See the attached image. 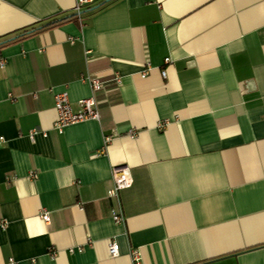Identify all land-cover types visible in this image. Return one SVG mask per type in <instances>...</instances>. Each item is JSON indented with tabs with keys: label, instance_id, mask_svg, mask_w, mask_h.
I'll list each match as a JSON object with an SVG mask.
<instances>
[{
	"label": "crops",
	"instance_id": "1",
	"mask_svg": "<svg viewBox=\"0 0 264 264\" xmlns=\"http://www.w3.org/2000/svg\"><path fill=\"white\" fill-rule=\"evenodd\" d=\"M74 6L0 0V264H264V0Z\"/></svg>",
	"mask_w": 264,
	"mask_h": 264
},
{
	"label": "built area",
	"instance_id": "2",
	"mask_svg": "<svg viewBox=\"0 0 264 264\" xmlns=\"http://www.w3.org/2000/svg\"><path fill=\"white\" fill-rule=\"evenodd\" d=\"M95 0H75L74 10L79 14L80 10L92 4ZM164 63H168V58H165ZM162 77H165V71L161 70L160 72ZM141 77L145 76V72H143ZM85 82L88 83L92 92L98 91L102 89L104 82L98 79L97 77H86L84 79ZM113 82L118 84L119 79L117 77L113 78ZM54 112H55V119L52 124V128L56 130L58 133H61L62 130L69 125L77 124L86 120H97L98 119V111L96 107V101L92 98H85L78 101V109L73 110L71 109L68 96L66 92H60L54 95ZM161 127V124H160ZM36 133L35 130H32L29 134V138L32 140L34 134ZM109 140L108 137L104 139L105 142ZM32 177L35 175L32 173ZM112 181L113 186L107 191L108 197H115L117 198L118 190L125 189L130 187L132 183V179L128 172V169L124 166H116L112 169ZM39 217L45 223L49 221L48 215L46 212H40ZM112 220L115 223H120L122 218L119 214H114L112 216ZM108 254L111 257L117 255L118 252V245L112 240L107 245ZM140 262V254L137 250L131 251V264H139ZM9 264H15L12 260L9 261Z\"/></svg>",
	"mask_w": 264,
	"mask_h": 264
},
{
	"label": "water",
	"instance_id": "3",
	"mask_svg": "<svg viewBox=\"0 0 264 264\" xmlns=\"http://www.w3.org/2000/svg\"><path fill=\"white\" fill-rule=\"evenodd\" d=\"M108 0H104V2H107ZM97 7V5L96 6H94L93 8H96Z\"/></svg>",
	"mask_w": 264,
	"mask_h": 264
},
{
	"label": "trees",
	"instance_id": "4",
	"mask_svg": "<svg viewBox=\"0 0 264 264\" xmlns=\"http://www.w3.org/2000/svg\"><path fill=\"white\" fill-rule=\"evenodd\" d=\"M56 22V20H54L53 22H51V23H55Z\"/></svg>",
	"mask_w": 264,
	"mask_h": 264
}]
</instances>
